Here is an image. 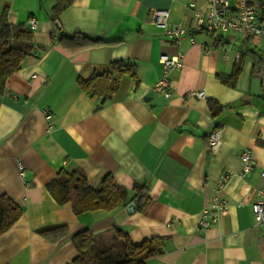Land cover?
<instances>
[{"label":"crops","instance_id":"1","mask_svg":"<svg viewBox=\"0 0 264 264\" xmlns=\"http://www.w3.org/2000/svg\"><path fill=\"white\" fill-rule=\"evenodd\" d=\"M58 1L0 0V24L32 32L30 53L0 93V193L23 210L0 235V264H71L75 233L89 229L114 246L115 228L136 244L163 238V252L145 264H264V225L254 223L252 208L264 187V10L263 31L245 38L196 25L209 0H71L57 14ZM153 9L169 10V23L186 34L169 36L150 19ZM63 33L122 41L75 51L57 41ZM179 51L183 65L170 70L166 97L155 89L161 56ZM240 58L238 78L224 82L220 75L229 76ZM117 59L134 63L136 76L125 74L110 98L82 89L80 79L110 70ZM191 90L206 97H190ZM214 130L220 137L212 143ZM245 150L256 167L243 175ZM64 167L82 168L93 186L113 174L128 190L126 201L83 212L74 199L58 203L47 183ZM226 172L228 208L200 229V213ZM137 184L150 189L144 210ZM49 226L59 227L40 233Z\"/></svg>","mask_w":264,"mask_h":264},{"label":"trees","instance_id":"2","mask_svg":"<svg viewBox=\"0 0 264 264\" xmlns=\"http://www.w3.org/2000/svg\"><path fill=\"white\" fill-rule=\"evenodd\" d=\"M71 0H59L55 6L58 14L67 7ZM58 15H56L57 17ZM32 32L25 25L14 26L2 19L0 24V93L6 87L7 78L19 71L26 56L30 53ZM59 43L73 50L105 44L121 42L122 39L105 40L101 37H92L83 33L60 35ZM26 42V44H24ZM229 76L220 75L224 82L228 79L236 80L242 69V59L233 67ZM125 74L136 76V65L126 59L112 61L110 70L104 73L94 72L86 79H80L82 89L92 96L110 98L119 88ZM217 113V112H216ZM49 192L56 201L64 204L74 199L78 212L103 209L111 211L124 203L128 190L122 186L115 176L108 173L97 186L91 185L82 168L67 170L62 168L57 175L47 183ZM149 187L137 184L134 187L135 198H138L139 210H144L150 201ZM21 206L7 194L0 193V235L14 225L22 215ZM59 226H49L41 229L40 233L56 229ZM117 244L103 245L98 237L89 229L81 230L72 236V241L78 250V255L71 264H145L150 257L163 252V238L151 237L141 243H133L129 235L115 228Z\"/></svg>","mask_w":264,"mask_h":264},{"label":"built area","instance_id":"3","mask_svg":"<svg viewBox=\"0 0 264 264\" xmlns=\"http://www.w3.org/2000/svg\"><path fill=\"white\" fill-rule=\"evenodd\" d=\"M232 0H209L210 8L205 15L198 17L196 25L211 32H227L238 31L244 35L245 38H252L263 31L262 28V13L264 10V0H236L232 5ZM152 19L158 25L165 27L167 33L171 37L179 38L186 34L185 28L181 25H171L169 23V10L167 9H153L150 13ZM30 28L32 30L37 28V20L35 17L29 18ZM163 74L157 80L155 89L163 92L166 97L172 95L170 70L179 68L183 65L184 53L179 51L178 54L169 55L162 54ZM206 92L204 90H191L188 96L195 98H205ZM51 115L46 114V118L50 119ZM51 127V125H50ZM48 127V129H50ZM210 135V140L215 143L220 137V131L214 130ZM244 163L243 175L252 171L256 167V160L252 153L248 150L242 152L240 156ZM21 168V175L24 178L23 165L19 164ZM261 176L264 180V167L261 170ZM230 178V173L220 174L213 186V194L208 204L200 213L198 227L200 229H208L214 222H216L220 215L228 208V198L223 194V190ZM254 223L258 226L264 225V187L257 192V199L253 203Z\"/></svg>","mask_w":264,"mask_h":264},{"label":"water","instance_id":"4","mask_svg":"<svg viewBox=\"0 0 264 264\" xmlns=\"http://www.w3.org/2000/svg\"><path fill=\"white\" fill-rule=\"evenodd\" d=\"M136 209V204L134 202H132L129 206H128V210L129 211H134Z\"/></svg>","mask_w":264,"mask_h":264}]
</instances>
